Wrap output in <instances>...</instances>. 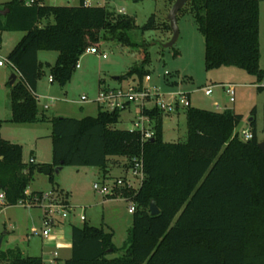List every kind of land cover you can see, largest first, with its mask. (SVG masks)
<instances>
[{
	"label": "trees",
	"instance_id": "16d2710c",
	"mask_svg": "<svg viewBox=\"0 0 264 264\" xmlns=\"http://www.w3.org/2000/svg\"><path fill=\"white\" fill-rule=\"evenodd\" d=\"M135 2L141 0H134ZM205 38L206 70L222 66L244 69L264 80L260 67V0H188ZM155 15L142 27L159 28ZM162 25V24H161ZM164 28H169L163 23ZM135 17L106 6L48 5L43 0H11L0 4V31L22 32L7 59L19 75L10 84V122L52 123L51 164L25 163L23 146L0 138V193L5 206L42 198L44 191L26 194L37 172L64 166L103 169L105 179L113 158L143 156L144 179L138 188L119 194L134 204L129 236L120 251L114 232L84 221L72 225L71 256L63 264H264V152L256 132L243 140L235 133L241 116L232 109L186 108L187 138L164 140V113L148 111L153 141H143L139 131L118 129L122 110L99 106L95 117L48 118L38 107L37 85L44 74L42 50L56 51L47 63L52 83L64 87L71 81L81 56L103 41L132 44L128 30ZM139 65L123 78L143 81L150 61L148 49ZM180 53L175 50L174 55ZM254 121L252 124L254 125ZM2 121H0V126ZM53 182V172L49 175ZM55 191V190H53ZM159 213L152 215V201ZM4 264H45L42 256H24L19 249L0 253Z\"/></svg>",
	"mask_w": 264,
	"mask_h": 264
},
{
	"label": "rangeland",
	"instance_id": "374dc122",
	"mask_svg": "<svg viewBox=\"0 0 264 264\" xmlns=\"http://www.w3.org/2000/svg\"><path fill=\"white\" fill-rule=\"evenodd\" d=\"M11 0H0V4ZM98 1H94L96 5ZM103 6L115 10L117 13L135 17L137 27L128 30L132 44L120 40L103 41L98 48L107 58L100 54L85 52L79 61L73 77L66 86L57 82L52 83L47 63L53 65L58 57L56 51L42 50L39 60L44 65V74L38 81V107L50 119L56 117L84 118L95 117L99 105L95 102L99 91L104 87L137 86L143 81L136 75L131 78L116 77L125 75L127 71L141 63L144 48L148 49L150 61L146 65L153 76L154 82L160 85L161 93L168 97L179 92L191 93L192 105L207 110H218L215 102L218 101L221 109H232L241 116L235 133L243 138L244 131L256 132L260 142L264 141V80L247 71L234 66L206 70L205 67V38L198 28L191 2H187L178 13L179 38L173 47H164L172 37L173 32L168 20V14L176 0H105ZM48 5H78V0H46ZM122 11V12H120ZM155 15L159 28L143 30L142 27L149 18ZM167 23L169 28H164ZM162 24V25H161ZM24 33L0 31V58H6ZM175 50L179 55L175 56ZM260 67L264 69V0H260ZM11 66L0 68V138L20 144L24 147L23 161L27 163L32 156H36L35 164H51L53 161L52 123L50 121L36 123L10 122L12 117L10 100V81L13 74ZM168 72V74H166ZM236 85V101L230 102L224 92L223 85ZM205 87H212L213 94L206 96ZM88 101L83 102L82 96ZM53 100V101H52ZM49 108L45 109L44 106ZM184 108L179 113L168 115L163 120L164 140L166 142H183L187 138V121ZM218 110V111H220ZM137 110L133 106L121 112L118 129L130 130L134 126ZM254 121V125L252 124ZM120 164L128 168L127 158L120 157ZM111 167V165H110ZM109 167V168H110ZM112 178L106 179L112 183L113 177L122 172L114 167L111 170ZM132 179V173H128ZM53 182L49 176L37 172L28 190L31 192L55 190L59 198L72 207L67 219H63L64 228L70 236V224L83 226L84 215L86 222L92 226H103L114 232V243L120 251L113 256L124 253L121 248L129 236V221L133 214L129 212L131 202L124 198L104 196L94 189L95 182L104 179L103 169L93 166H64L59 172H53ZM137 183V181H135ZM139 184H136L138 187ZM140 187V186H139ZM44 211L39 207H25L23 205L5 206L0 210V253L19 249L24 256H44V263L50 264L54 250L46 246L42 237ZM61 220L60 217L56 218ZM62 225H60L61 227ZM54 230V229H52ZM37 231V232H35ZM60 259L56 264H63L71 256V250L58 252ZM0 264H4L0 261Z\"/></svg>",
	"mask_w": 264,
	"mask_h": 264
},
{
	"label": "built area",
	"instance_id": "2783aa9c",
	"mask_svg": "<svg viewBox=\"0 0 264 264\" xmlns=\"http://www.w3.org/2000/svg\"><path fill=\"white\" fill-rule=\"evenodd\" d=\"M95 0H84L85 5L93 6ZM96 5L103 6L101 1L97 0ZM122 12V11H120ZM86 52L92 54H100L102 57L107 58L105 53H102L98 47H91ZM9 65L13 69V72L19 75V72L15 65L10 62L7 57L0 58V67ZM80 67L78 64L77 68ZM168 74V72H166ZM52 82L53 78L50 76ZM224 92L227 94L230 102L236 101V85L226 84L223 85ZM203 92L206 96L213 94L212 87H205ZM39 98V95H38ZM81 100L83 102L88 101L87 96H82ZM53 101V100H52ZM95 102L102 107L104 110L114 111L118 110H127L131 107H135L137 110V117L134 121V126L130 129L131 131H139L142 134L143 141H148L153 138L154 131L152 130V119L151 116L147 113L154 109L160 110L164 113L165 116L178 113L181 108H188L192 105L191 93L188 92H179L174 93L166 97L165 94L161 93L160 85L154 82L153 76L151 73L146 74L143 82L137 86H129L127 89L123 87H104L99 91V94ZM215 106L220 110L221 105L216 101ZM45 109H48L49 106L45 105ZM221 109L220 111L225 110ZM239 134V133H238ZM253 138V132L244 131L243 140H249ZM29 163H35V159L31 157L28 161ZM130 171L132 173V179L126 177H121L114 179L112 183L107 182L106 179H103L102 182H95L93 187L98 193L104 196H111L114 194H119L120 189L125 187L138 188L144 179V159L143 156H135L131 159ZM139 184L136 187V182ZM31 192L28 190L26 192L29 195ZM4 204V193H0V205ZM18 205H23L25 207H39L44 211L42 222V237L44 239H50L52 237V229L56 226H59L63 219H67L71 213L72 207L65 205V203L59 198L57 193L53 190L44 191L42 198L35 197L33 199H24L19 202ZM135 210L134 204H131L129 212L133 213ZM60 217L61 220L56 218ZM82 221H86L84 215L81 216ZM65 221V220H64ZM37 232V231H35ZM53 259H50V264H56L58 253L54 251ZM44 259V258H43Z\"/></svg>",
	"mask_w": 264,
	"mask_h": 264
},
{
	"label": "crops",
	"instance_id": "0c3cea01",
	"mask_svg": "<svg viewBox=\"0 0 264 264\" xmlns=\"http://www.w3.org/2000/svg\"><path fill=\"white\" fill-rule=\"evenodd\" d=\"M43 3L47 4L46 0H43ZM79 3H80V0H78V4ZM0 68H2V67H0ZM12 73L14 74V72H12ZM226 109H228V108H226ZM23 149H24V147H23ZM32 157L35 159V163H36L37 162L36 156H32ZM119 158L120 157L113 158L112 163H111V167L109 168V174H107L108 179L112 178L111 170L114 167H117L122 172L121 175H119L117 177H113L114 179L121 178V177L129 178L128 173L131 172L130 168H125L124 164H120L118 161ZM86 220H87V218H86ZM64 224L65 223L63 221V222H61V224H59V226H56L53 228L54 230H52V237L50 239H44L43 238L44 243H46V246L51 247L57 253L61 250H71V247H72V225H73V222L72 221L69 222L70 232H71L70 236L67 234V232L64 228V226H65ZM60 225H62V226L60 227ZM41 256L44 258L43 254ZM58 259H60L59 253H58L57 260Z\"/></svg>",
	"mask_w": 264,
	"mask_h": 264
},
{
	"label": "water",
	"instance_id": "95a60500",
	"mask_svg": "<svg viewBox=\"0 0 264 264\" xmlns=\"http://www.w3.org/2000/svg\"><path fill=\"white\" fill-rule=\"evenodd\" d=\"M188 0H176V2L174 3V5L172 6L169 14H168V20L170 22V26L173 32V37L172 39L164 44V47H173L174 44L176 43V41L179 38V26H178V13L184 8V6L187 4ZM17 74H12L11 75V81L10 84L13 85L15 83V81L17 80ZM119 77H116V79H118ZM252 122V120H251ZM154 138H151L149 141H153ZM259 147L260 149L264 152V141L259 142ZM63 169V164H61L60 166H57L54 171L52 170L51 167H45L43 173L46 175H50L52 172H56L59 173L61 170ZM150 213L152 215H157L159 213V207L157 206L156 202L153 200L150 204L149 207ZM132 221H129V224L131 225ZM1 242L0 241V246H1Z\"/></svg>",
	"mask_w": 264,
	"mask_h": 264
}]
</instances>
